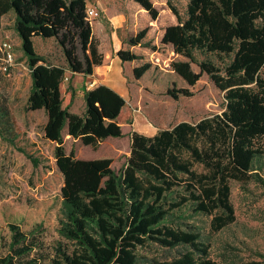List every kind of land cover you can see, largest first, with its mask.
Here are the masks:
<instances>
[{
  "label": "trees",
  "instance_id": "obj_1",
  "mask_svg": "<svg viewBox=\"0 0 264 264\" xmlns=\"http://www.w3.org/2000/svg\"><path fill=\"white\" fill-rule=\"evenodd\" d=\"M89 1L0 0V25L15 14L14 28L31 69L26 108L45 110L44 140L56 144L63 181L61 239L48 244L43 224L26 231L10 222L11 239L0 238L7 249L0 264H264V254L250 260L236 255L226 263L211 257L214 235L237 220L231 182L264 183V0H184V14L167 0L178 23L165 28L162 44L185 59L172 61L171 69L187 87L175 82L166 95L193 97L192 88L207 75L225 92L226 110L197 124L161 128L153 136L133 132L131 156L120 171L113 169L112 156L81 160L65 148L66 129L97 150L109 138L125 136L119 117L127 100L109 86L83 91L84 114L72 112L77 90L67 84L68 72L92 76L104 59L87 16ZM134 2L158 19L151 0ZM147 33L143 29L128 44L152 48ZM40 37L56 40L64 63L52 64L37 51L34 40ZM118 56L123 63L143 60L130 49ZM151 68L148 62L136 67L134 78L140 80ZM9 105L7 97L0 98V137L15 146L20 134ZM18 150L34 166L41 164ZM204 218L210 219L208 227L200 222ZM154 245L179 256L152 258L146 251Z\"/></svg>",
  "mask_w": 264,
  "mask_h": 264
},
{
  "label": "rangeland",
  "instance_id": "obj_2",
  "mask_svg": "<svg viewBox=\"0 0 264 264\" xmlns=\"http://www.w3.org/2000/svg\"><path fill=\"white\" fill-rule=\"evenodd\" d=\"M118 1L126 5L128 0ZM151 1L159 10L156 21L150 18L155 22L150 24L152 29L147 28L146 39L148 37L152 39V48L133 49L135 54L143 57V60L135 63L134 68L146 62L151 64L152 68L140 80L134 78L132 71L129 72L130 74L125 73L127 86L131 89L128 103L120 116L125 136L112 137L104 141L97 150L92 146H85L80 139L70 137L66 129L64 131L66 151L70 153L74 149L81 160L112 156L113 169L120 171L125 166L127 158L131 156L130 142L134 130L148 135L153 131L171 128L182 122L197 124L206 117L221 114L226 110L225 92L219 90L207 75H204L192 88L195 92L193 97H180L179 100H174L166 95L175 82L177 87H187L181 77L171 69L172 61L185 59L177 55L172 47L162 44L163 29L178 23L170 12L167 0ZM174 3L183 14L186 12V1L174 0ZM134 4L139 5L136 2ZM14 23L15 14L12 12L1 19L0 25V62L5 56L1 48L2 44H9L14 54L10 75L0 71V98L9 99V106L17 121L20 134L15 146L0 137V238L4 236L6 241L11 239L10 222L21 224L22 229L26 231L32 230L36 224L41 223L45 230V242L53 244L61 239L57 229L60 222L62 206L60 190L63 181L54 157L55 144L44 140L43 126L46 123V113L44 111L32 113L26 108L32 89L31 69L21 48V38L14 28ZM140 31L139 29L138 33ZM131 37L135 35L131 33L126 40ZM34 44L37 51L46 55L52 64L65 62L63 51L55 39L40 37L34 41ZM126 44L125 47L130 49L131 46ZM79 54L83 56L81 51ZM194 69L199 72L195 65ZM107 78L115 84H121L119 72L112 70ZM84 103L85 100L79 96L72 109L73 112H82L85 108ZM19 147L38 158L41 164L34 166L30 158L18 150ZM261 177L264 180V170L261 172ZM231 187V202L235 207L237 220L230 227L214 235L211 257L225 263L234 261L236 255L247 260L259 258L257 254H264V183L257 180L245 183L232 181ZM209 220L204 218L200 222L208 227ZM6 252L7 249H3L0 241V255ZM146 252L150 257H156L160 261H169L174 256H179L178 251L163 249L159 245L152 246L150 251Z\"/></svg>",
  "mask_w": 264,
  "mask_h": 264
},
{
  "label": "crops",
  "instance_id": "obj_3",
  "mask_svg": "<svg viewBox=\"0 0 264 264\" xmlns=\"http://www.w3.org/2000/svg\"><path fill=\"white\" fill-rule=\"evenodd\" d=\"M89 6L97 7L102 14V17H99L96 20L92 21V28L100 54L103 55L104 57L103 64L102 66L99 65L96 66L94 75L88 77H85L82 74L73 75L72 72H68L67 74V77L69 78L68 84L71 83L77 90L76 91L77 98L81 96L82 99H84L83 91H85L86 89L90 90L97 86L106 85L115 89V91L118 94H120L122 97H124L128 103V97L130 96L131 89L127 86V78L125 77V73L130 74L129 72L131 71H132L131 73H133V70L135 69L134 65L138 61L133 63L132 62L123 63L120 60L121 58L118 56V54L122 50H128V48L125 47V45H127L126 43H128L126 42L127 41L126 38L131 33H133V35L136 36L138 34L139 29L141 31L148 27L152 29V26H150V24H153L155 22L150 19L151 17L146 9H144L140 5H135L134 2L131 3L130 0L127 1L126 5L125 4L122 5V3H120L118 0H111V1L91 0ZM165 28L161 32L162 37L164 35ZM146 41L152 42V39L148 37ZM136 47L137 48L139 47L140 49L145 48V50L148 49V47H143V46H136ZM133 48L135 47L131 46L130 50L134 53ZM112 70H114L115 72H119L121 74V84H115L113 81H110L107 78V75ZM84 104L86 108V103ZM85 108L83 109L82 112L77 114L83 115L85 112ZM42 111L45 112V110L42 109L32 113H37ZM47 121H48V116H46V123ZM135 131L137 130H134L133 132ZM157 132L153 131L151 134L148 135L153 136Z\"/></svg>",
  "mask_w": 264,
  "mask_h": 264
},
{
  "label": "built area",
  "instance_id": "obj_4",
  "mask_svg": "<svg viewBox=\"0 0 264 264\" xmlns=\"http://www.w3.org/2000/svg\"><path fill=\"white\" fill-rule=\"evenodd\" d=\"M87 16L88 19L92 22L96 20L97 18L101 17V11L98 10L97 7L89 6L87 9ZM2 50L5 52V56L3 59H1L0 62V71H3V73L8 72L10 69H12L13 66V52L10 50V46L7 43L2 44L1 46ZM66 81H69V78L66 77Z\"/></svg>",
  "mask_w": 264,
  "mask_h": 264
},
{
  "label": "bare ground",
  "instance_id": "obj_5",
  "mask_svg": "<svg viewBox=\"0 0 264 264\" xmlns=\"http://www.w3.org/2000/svg\"><path fill=\"white\" fill-rule=\"evenodd\" d=\"M155 108H156V107H155ZM140 109H141V108H140ZM158 109H160V108H158ZM149 111H150V110H149ZM158 111H159V110H158ZM141 112H142V111H141ZM157 113H158V112H157ZM157 113H156V114H157ZM147 115H148V114H147ZM149 115H151V114L149 113ZM153 116H154V115H153ZM154 117H155V116H154ZM157 117H159V116H157ZM157 117H156V118H157ZM161 117H162V116H161ZM162 118H163V117H162ZM153 119H154V118H153Z\"/></svg>",
  "mask_w": 264,
  "mask_h": 264
}]
</instances>
